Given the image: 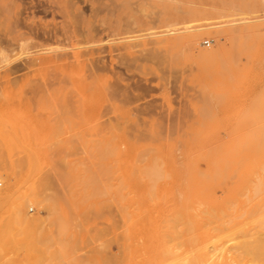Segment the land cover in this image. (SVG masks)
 <instances>
[{
    "label": "rangeland",
    "instance_id": "374dc122",
    "mask_svg": "<svg viewBox=\"0 0 264 264\" xmlns=\"http://www.w3.org/2000/svg\"><path fill=\"white\" fill-rule=\"evenodd\" d=\"M19 1L17 8L9 12L7 26L0 24V38L14 28V21L20 16L22 20L26 17L24 24H30L34 18L36 25H48L58 29L59 34L62 29H74L70 31L71 35L76 30L77 36L75 33L71 36L67 31L70 40L59 36V40L51 45L56 48L73 42L71 47L63 50L70 56L72 51L75 54L83 50L85 56L82 55L79 61L86 66L71 58L73 67L70 71L78 80L88 75L91 63L88 52L95 49L96 54L92 56L100 58L99 65L104 66L99 74L102 75L103 87L106 85L105 94L100 93L93 100L94 104L100 105L101 116L104 113L99 121L116 125L115 132H124L130 139L127 142L122 138L119 142L123 153L117 172L123 197L122 210L115 206L113 196L97 197L89 207L88 196H83V203L78 205L76 200L79 196L71 194L79 187L75 176L71 177L66 172L76 166L88 169L89 146L98 143L100 138L98 131L88 128L96 122L91 120L89 124L88 91H82L77 80L68 82L69 85L63 81L66 74L62 75L63 72L58 73L53 68L33 74L17 71L9 74L8 81L4 77L5 80L0 79V173L3 176L0 177V191L10 195L0 199V233L8 230L7 241L0 242V264H72L70 258L75 261L73 264H88L91 249L106 239L112 242L111 237L114 240L112 244L106 241L111 244L107 256L120 251L118 242L137 243L141 250L138 251V260L142 263L139 255H143V264H174L183 252L191 250L189 254L195 256L202 254L204 249L214 257L219 254L220 258L217 256L215 259L224 264L231 260L235 264L239 261L246 264L256 258L264 264V259H261L264 258V246L261 256L240 253L238 247L241 240V243L251 241V237L263 239L264 245V142L257 145L250 135L259 129L264 139V1L70 0L74 4L71 13L76 14L74 9L79 10L80 20L69 10V13L64 12L69 0H62L63 3L61 0ZM37 4L38 11L34 15L30 10H24L23 15L17 14L18 17L15 15L23 6ZM93 15H96L95 19ZM72 20L76 29L74 23L71 24ZM219 28L223 32L220 38L217 36ZM239 28L243 30L239 31ZM109 30H115L116 34H110ZM20 31L26 30L21 28ZM88 32L94 36L93 44L84 42ZM94 34L102 37V41H97ZM160 39H166L161 47L147 44L143 50V46L137 45L145 40L155 42ZM189 41L196 42V50ZM130 44L132 49L127 47ZM51 45L19 53L7 67L19 65ZM150 47L154 50L151 51ZM198 49H216L219 52L214 57H202L197 53ZM74 67L78 68V73L73 71ZM4 70L0 68V76ZM40 73L45 77L52 75L53 81L50 82L51 78L45 80L48 77ZM59 78L63 79L62 83H57ZM45 84L50 85L47 87ZM113 87L120 88L119 92L123 94L114 95L115 100L107 94V90ZM95 133L98 137H94ZM128 151H131L130 158L124 155ZM152 159L159 161L154 160L155 163ZM153 162L156 168L160 167L154 170L157 183L153 177L147 181L148 176L151 177L148 172ZM160 163L162 165L159 166ZM30 166L40 170L36 178L50 175L48 187L41 192L55 203L56 219L42 222V234L49 241L48 251L41 254H32L24 237V231L30 227L29 215L50 216L47 209H39L31 203L34 196H28L32 185L30 180L24 182V179ZM157 172L162 174H158L160 180ZM21 182L23 185L20 186ZM150 184L154 185L150 187H153L151 191L148 190ZM99 213L101 215L97 217ZM88 217L91 219L89 222ZM60 227L66 228L63 243L57 235ZM95 230L102 235L101 238ZM244 233L248 236L243 240ZM194 234L197 236L193 237ZM186 237L189 241L183 240ZM95 239L99 240L98 243ZM178 243L182 244L179 246ZM200 243L214 249L210 251L209 246L205 248ZM199 245L204 249L200 250ZM60 249L63 254L59 255ZM244 255L247 257L242 259Z\"/></svg>",
    "mask_w": 264,
    "mask_h": 264
},
{
    "label": "bare ground",
    "instance_id": "6f19581e",
    "mask_svg": "<svg viewBox=\"0 0 264 264\" xmlns=\"http://www.w3.org/2000/svg\"><path fill=\"white\" fill-rule=\"evenodd\" d=\"M21 2L23 1V0H20ZM19 1V2H20ZM51 1V0H50ZM53 1V0H52ZM66 0H64L63 2H65ZM145 1V0H144ZM147 1V0H146ZM149 1V0H148ZM262 1H264V0H262ZM17 2H18V0H0V17H3V20H0V24H2V27H3V24H4V26H7V23H8V16H9V12H11L12 11V9L13 8H17V6H18V4H17ZM25 2V1H24ZM24 2L22 3V5H24ZM61 2H62V0H61ZM62 2V3H63ZM139 2V1H138ZM162 2V1H161ZM27 3V2H26ZM52 3V2H51ZM67 3V2H66ZM69 5H70V3H71V1L69 0ZM68 3H67V5H68ZM75 3V2H74ZM137 3V2H136ZM144 3V2H143ZM21 4V3H20ZM33 4V3H32ZM93 4V3H92ZM104 4V3H103ZM138 4H140V3H137V5ZM147 4V3H146ZM228 4V3H227ZM27 5V4H26ZM52 5V4H51ZM51 5L49 6V7H51ZM56 5V4H55ZM68 5V6H69ZM74 5V4H73ZM72 5V3H71V6H70V8L73 6ZM76 5V4H75ZM94 5V4H93ZM147 5H149V3L147 4ZM161 5V4H160ZM223 5V4H222ZM221 5V6H222ZM261 5H262V3H261ZM25 6V5H24ZM23 6V8H22V10L21 9H19V11H18V13L16 12L15 13V15L18 17V15H23L22 14V12H24V10H30V14H32V15H34L38 10H37V8H38V4H37V6H35V5H30L29 7H24ZM28 6V5H27ZM65 6V5H64ZM67 6V8H64L63 10H64V12H68V10H69V12L71 13V10H72V8H74V7H72L71 9H69V7ZM130 6V5H129ZM141 6V5H140ZM145 6V5H144ZM49 7H47V8H49ZM108 7H110V6H108L107 5V8ZM147 7H149V6H147ZM174 7V6H173ZM263 7V6H262ZM54 8V7H53ZM52 8V9H53ZM115 8V7H114ZM172 8V7H171ZM175 8V7H174ZM46 9V8H45ZM145 9V8H144ZM41 10V9H40ZM53 10H55V9H53ZM56 10H57V8H56ZM66 10V11H65ZM192 10V9H191ZM237 10H239V7H238V9ZM236 10V11H237ZM44 11H46V10H44ZM59 11V10H58ZM74 11L75 12H77L78 13V11L77 10H75L74 9ZM81 11V10H80ZM101 11V10H100ZM196 11V10H195ZM221 11V10H220ZM231 11V10H230ZM42 12H43V10H42ZM48 12V11H47ZM68 12V13H69ZM74 12V13H75ZM103 11H101V13H102ZM148 12V11H147ZM234 12H235V10H234ZM242 12V11H241ZM240 12V13H241ZM43 13H45V12H43ZM61 13V12H60ZM67 13V14H68ZM73 13V12H72ZM71 13V14H72ZM72 14V15H77V16H75V17H77V18H79L78 17V14ZM100 13V14H101ZM105 13V12H104ZM189 13V12H188ZM243 13V12H242ZM248 13V12H247ZM18 14V15H17ZM71 14H68V15H71ZM93 14V13H92ZM151 14V13H150ZM158 14V13H157ZM215 14V13H214ZM238 14V13H237ZM236 14V15H237ZM65 15H66V13H65ZM64 14H63V16H65ZM107 15V14H106ZM195 15V14H194ZM228 15V14H227ZM227 15H225V16H227ZM73 16V17H74ZM98 16H99V14H98ZM97 16V17H98ZM145 16H147V15H145ZM151 16V15H150ZM229 16H231V15H229ZM237 16H239V15H237ZM11 17H12V15H11ZM22 16H20L19 18H16V17H14V19L16 18V20L14 21L15 22V26H14V28L12 29L11 28V31L9 30L7 33H5L4 34V38L2 37V38H0V68H4L5 70L2 72L3 73V75L2 76H0V79H3V80H5L4 78H6V80L8 81L10 78H8V76H9V74H11V73H15V72H17V71H25V73L26 74H33V73H37V72H41V71H43V70H46V69H50V68H53V70L54 69H56L57 70V72L58 73H60V72H63L62 73V75L63 74H66V76H65V78L66 79H62L63 81H66L67 83L69 82H74V81H78V84L77 85H79L80 86V88H81V90L82 91H88V119L90 120V122H89V124L91 123V120L93 121V120H95L96 122L95 123H92L91 125H88V128H89V130H93V129H95L96 131H98V133L100 134V138H99V140L97 141L98 143H95V144H91L90 146H89V154H90V157H89V159H88V169L86 168V167H84V166H76V167H71L70 169H69V172L67 173L66 172V174L67 175H69V176H75V178H74V180L76 181V184L78 185L77 187H79L78 188V190L77 191H75L74 192V190H73V192H72V194H71V196H79L78 198H77V200H76V202H77V204L78 205H81L82 203H83V196H88V207L89 206H91V204H92V202L94 203L95 202V198H97V197H101V196H105V198H106V196H113V200H115L114 202H116L115 204V206H118V208L120 209V210H122V208H123V204H122V199H123V197H122V194H121V190H120V185H119V182H118V179H119V176H118V174H117V172L120 170V166H121V161H122V156H123V153L121 152V149H120V146H119V142H120V139H125L127 142H128V140L130 139V138H126L127 137V135L124 133V132H117L118 130H116V132H115V130L114 129H117L116 128V125L115 126H113L112 124H106V123H104V122H100L99 121V118L100 117H102L103 116V111H102V116H101V112H100V105H98V103H96V104H94L93 103V100H96V99H94V98H96L97 97V95L98 94H100V93H104L105 94V91L106 90H104V87H106V85L104 84V87H103V81H102V75H100L99 74V71L100 70H102L103 68H104V66L102 67L101 65H99V63H100V58H98V57H96V56H94V57H96V58H94L92 55H94V54H96V53H94L95 52V49L92 51V52H90L89 51V49H88V51L90 52H88V54H90L91 56L90 57H88V59L86 58V60H88L89 61V63H90V67H89V73H88V75L87 76H82L81 78H79V80L77 79V78H73V76H72V71H70L71 70V68L73 67V59L71 60V58H74L75 60H76V62H78V64H79V58L82 56V55H84L85 53L83 52V50H82V52L80 53V52H76L77 51V49H76V53L74 54V52L72 51V56H70L68 53H66V52H64L63 50H65V49H67V46L68 47H71V44L73 43H71V42H69L68 44H67V46L66 45H60L61 47H57L56 46V48H54L52 45L54 44V43H56L57 42V40H59V36H60V38H61V36H63L64 37V39H67V40H70L71 39V37H70V35H71V30L70 31H68V29H67V31L70 33V35H68L69 33H67V31L65 30V29H62V32L59 34V32H58V29L56 30L55 28H49L48 27V25H45L44 27L43 26H38V25H36L37 23H36V21L34 20V18L31 20V22H30V24H24V22H25V18H23V20H22V18H21ZM66 17V16H65ZM93 17H94V19H95V17H96V15L94 16L93 15ZM174 17H176V16H174ZM242 17H244V16H242ZM13 18V17H12ZM68 18V17H67ZM72 18V17H71ZM42 19V18H41ZM87 18H85V20H86ZM154 19V18H153ZM165 19V18H164ZM231 19V18H230ZM28 20V19H27ZM71 20V19H70ZM74 20V19H73ZM72 20V21H73ZM79 20H80V18H79ZM20 21V22H19ZM24 21V22H23ZM65 21V20H64ZM71 21V22H72ZM164 21V20H163ZM13 22V23H14ZM23 22V23H22ZM27 22V21H26ZM38 22V21H37ZM68 22H70V21H68ZM75 21H73L71 24H73ZM133 22V21H132ZM241 22V21H240ZM39 23V22H38ZM44 23V22H43ZM64 23V22H63ZM91 23V22H90ZM101 23L102 24H104V20L103 19H101ZM106 23V22H105ZM108 23V22H107ZM11 24V23H10ZM56 24V23H55ZM70 24V23H69ZM70 24V25H71ZM85 25L87 24V22L86 23H84ZM133 24H135V23H133ZM153 24V23H152ZM77 25V24H76ZM90 25V24H89ZM124 25V24H123ZM221 25V24H220ZM251 25V24H250ZM10 26H12L13 27V25H10ZM50 26V25H49ZM52 26V25H51ZM54 26H56V25H54ZM65 26V25H64ZM98 26V25H97ZM130 26V25H129ZM258 26V25H257ZM70 27V26H69ZM99 27V26H98ZM255 27V26H254ZM21 28H24L26 31H20L21 30ZM59 28V27H58ZM71 28H72V26H71ZM74 28H75V23H74ZM86 28V27H85ZM96 28V27H95ZM102 28V27H101ZM105 28H109L108 26H106ZM131 28H133V26L131 27ZM136 28V27H135ZM238 28V27H237ZM244 28V27H243ZM264 28V27H263ZM76 29V28H75ZM99 29V28H98ZM124 29H126V28H124ZM6 30V29H5ZM23 30V29H22ZM59 30L61 31V29L59 28ZM74 30V29H73ZM72 30V31H73ZM239 31H241V30H243L242 28L240 29H238ZM245 30H247V29H245ZM76 31V30H75ZM75 31L74 32H72V35L75 33ZM89 31V30H88ZM91 31V30H90ZM98 31V30H97ZM126 31H130V30H127L126 29ZM148 31H149V29H148ZM152 31V30H151ZM216 31V30H215ZM237 31V30H236ZM250 31V30H249ZM108 32V31H107ZM135 32V31H134ZM133 32V33H134ZM138 32V31H137ZM231 32H233L232 30H231ZM77 33V32H76ZM76 33H75V36H77L76 35ZM81 33V32H80ZM80 33H78V35L80 36ZM109 33L110 34H116V32H115V30H109ZM130 33V32H129ZM146 33H147V31H146ZM216 33V32H215ZM218 33V34H217ZM217 36H218V38H220L221 36H222V31L220 30V28L217 30ZM82 34V33H81ZM84 34V33H83ZM82 34V35H83ZM236 34H238V33H236ZM71 35V36H72ZM95 35V34H94ZM98 35V34H97ZM97 35H95L96 37H97ZM189 35V34H188ZM191 35V34H190ZM190 35L188 36V37H190ZM78 36V37H79ZM87 36H88V40L86 39V41H84L85 43H88V44H93L94 43V36H92V34L90 33V32H88L87 33ZM112 36V35H111ZM195 36V35H194ZM236 36V35H235ZM244 36V35H243ZM82 37V36H81ZM95 37V38H96ZM141 37V36H140ZM227 37V36H226ZM76 38V37H75ZM100 38H102V37H97L96 38V40L98 41V39H100ZM165 38V37H164ZM193 38V37H192ZM77 39V38H76ZM83 39V38H82ZM173 39H175V38H173ZM190 39V38H189ZM81 39H79V41H80ZM101 40V39H100ZM172 40V39H171ZM191 40V39H190ZM102 41V40H101ZM188 41V40H187ZM192 41V40H191ZM196 41V40H195ZM231 41V40H230ZM37 42H41L40 44H36ZM59 42H61V41H59ZM83 42V43H84ZM163 42H166V39H160V40H158V41H153V40H149V42H147L146 40L145 41H142V42H139L137 45H141V47L143 48V50L145 49L144 47L148 44H150V45H157L158 44V46H160V45H162V43ZM186 42V41H185ZM190 42V41H189ZM95 43H96V41H95ZM103 43V42H102ZM188 43V42H187ZM190 43H192V42H190ZM190 43H189V45H190ZM231 43H232V41H231ZM52 44V45H51ZM173 44H174V42H173ZM193 44V48H195V50H196V42H194V43H192ZM45 45H51L50 47H46V48H43V49H41L40 51H42V52H38V53H36L37 54V56L35 55V56H31L30 58H28L27 60H25L24 62H22L21 64H19V65H14V66H12V67H7V64H9L11 61H13V60H15L16 58H17V55L19 54V53H27V50L28 49H30V48H33V47H42V46H45ZM124 45V44H123ZM177 45V44H176ZM186 45H188V44H186ZM223 45V44H222ZM94 46V45H93ZM131 46V47H130ZM130 46H127V47H129V48H131L132 49V45L130 44ZM133 46H134V44H133ZM167 46V45H166ZM172 46V45H171ZM126 47V45H125V48H127ZM135 47V46H134ZM133 47V48H134ZM138 46H136V48H137ZM161 47V46H160ZM190 47H191V45H190ZM86 48V47H85ZM88 48V47H87ZM151 48V47H150ZM192 48V47H191ZM72 49V48H71ZM75 49H73V50H75ZM91 49V48H90ZM101 49V48H100ZM148 49V48H147ZM61 50L63 51V52H61ZM96 50H98V49H96ZM151 51L152 50H154V47L153 48H151L150 49ZM149 50V51H150ZM159 50V49H158ZM131 51V50H130ZM186 51V50H185ZM198 51V52H197ZM196 52L200 55V56H202V57H211V56H213V55H215L217 52H219V51H217L216 49H212V50H207V51H202V50H200V49H198ZM69 52V51H68ZM71 52V51H70ZM85 52H86V55H88L87 54V51L85 50ZM99 52H103V51H100L99 50ZM98 52V53H99ZM147 52V51H146ZM154 52H156V50L154 51ZM43 53H45V54H43ZM83 53V54H82ZM94 53V54H93ZM97 53V54H98ZM131 53V52H130ZM151 54V53H150ZM143 55V54H142ZM237 54H235V56H236ZM85 56V55H84ZM214 57V56H213ZM83 58V57H82ZM237 58V57H236ZM137 59V58H136ZM159 59V58H158ZM220 59V58H219ZM83 60H85V57H84V59ZM141 61V60H140ZM147 61V60H146ZM165 61V60H164ZM82 62V61H81ZM80 62V65H82V64H84V62H82L81 63ZM86 62V61H85ZM102 63V62H101ZM121 63V62H120ZM76 64V63H75ZM75 64H74V66H75ZM78 64H76V65H78ZM85 65V64H84ZM86 66V65H85ZM121 66V65H120ZM167 66V65H166ZM78 68H80V67H82V66H77ZM77 67H74L73 69H75V70H73V71H76L77 73H78V68ZM77 68V69H76ZM84 67H82L81 69H83ZM138 68V67H137ZM88 70V69H87ZM104 70V69H103ZM60 71V72H59ZM172 71H174V70H172ZM44 72V71H43ZM42 72V73H43ZM48 72H50V71H48ZM105 72H106V70H105ZM116 72H117V70H116ZM42 73H40V74H42ZM56 74V75H59V74ZM74 73V72H73ZM80 73V72H79ZM101 73V72H100ZM122 73V72H121ZM43 74H45V73H43ZM43 74L41 75V76H43ZM48 74V73H47ZM120 74V73H119ZM119 74H117V75H119ZM36 75V74H35ZM83 75V74H82ZM164 75V74H163ZM51 76V77H50ZM50 76H46V77H48V78H46L45 76H43V77H45L44 79L45 80H49V78H51L50 80V82H52L53 80H52V75H50ZM61 76V75H60ZM119 76H121V74L119 75ZM4 77V78H3ZM14 77V76H13ZM63 78V77H62ZM121 78V77H120ZM12 79V78H11ZM60 79V78H59ZM58 79V82L57 83H62V80L60 79L59 80ZM184 79H185V77H184ZM3 80H1V82H3ZM7 81H4V83H6ZM12 81V80H11ZM31 81V80H30ZM10 82V81H9ZM13 83V82H12ZM29 83V82H28ZM31 83V82H30ZM40 83V82H39ZM68 83V84H69ZM185 83V82H184ZM40 84H43V83H40ZM39 84V85H40ZM63 84L64 85H66V83L65 82H63ZM67 84V85H68ZM107 84V83H106ZM111 84H113V83H111ZM46 86L47 85H50V84H45ZM70 85V84H69ZM122 85V84H121ZM32 86V85H31ZM54 86V85H53ZM52 86V87H53ZM111 86V85H110ZM113 86V85H112ZM47 87H49V86H47ZM122 87H123V85H122ZM63 88V87H62ZM114 88V87H113ZM119 90H121L120 88H119ZM119 90L118 89H112V88H110L109 90H107L108 91V97L111 95V97H113L114 98V100H115V96L114 95H118V94H122V92L120 93L119 92ZM124 89H122V91H123ZM181 90V89H180ZM58 91V90H57ZM130 91V90H129ZM59 92V91H58ZM63 92V91H62ZM73 92V91H72ZM127 93V92H126ZM125 93V94H126ZM70 95H71V92L69 93ZM106 94V95H107ZM110 94V95H109ZM102 95V94H101ZM123 95V94H122ZM69 95H67V97H68ZM104 96V95H103ZM136 96V95H135ZM66 97V96H65ZM101 97V96H100ZM100 97H98V98H100ZM120 97V96H119ZM122 97V96H121ZM138 97V96H137ZM74 98V97H73ZM97 98V99H98ZM102 98V97H101ZM101 98H100V100H101ZM140 98V97H139ZM69 99H71L70 97H69ZM110 100H111V98H109ZM127 99V98H126ZM130 99V98H129ZM138 99V98H137ZM67 100H68V98H67ZM66 100V101H67ZM116 100H118V97H116ZM122 100H124V99H122ZM131 100V99H130ZM129 100V101H130ZM72 101V100H71ZM99 101V100H98ZM69 102V101H68ZM71 103V102H70ZM73 103H76L75 101H73ZM78 103H79V101H78ZM101 103V102H100ZM99 103V104H100ZM114 103V102H113ZM145 103V102H144ZM152 103V102H151ZM67 105V104H66ZM65 105V106H66ZM71 105V104H70ZM80 105V104H79ZM144 105V104H143ZM146 105H148V104H146ZM73 106V105H72ZM103 106H105L106 107V105H103ZM116 106H118V105H116ZM149 106V105H148ZM67 107V106H66ZM65 107V108H66ZM104 107V108H105ZM113 108H114V106H112ZM144 107V106H143ZM68 108V107H67ZM111 108V107H110ZM139 108H140V105H139ZM146 108V107H145ZM148 108H150V107H148ZM69 109V108H68ZM72 109H73V107H72ZM79 109H80V106H79ZM155 109V108H154ZM74 110V109H73ZM143 110V109H142ZM145 110V109H144ZM175 110V109H174ZM80 111V110H79ZM83 111V110H82ZM131 111H133V110H131ZM108 112H110V110L108 111ZM107 112V113H108ZM137 112V111H136ZM147 112H148V110H147ZM166 112V111H165ZM170 113V112H169ZM72 114H74V113H72ZM99 114H100V116H99ZM109 115V114H108ZM176 116V115H175ZM183 116V115H182ZM107 117V116H106ZM181 117V116H180ZM163 119V118H162ZM118 120V119H117ZM113 122V121H112ZM116 124V123H115ZM126 126V125H125ZM149 127V126H148ZM174 127V126H173ZM144 129V128H143ZM145 130V129H144ZM168 130H169V128H168ZM137 132H139V131H137ZM169 132V131H168ZM173 132V131H172ZM148 133V132H147ZM92 135V134H91ZM129 135V134H128ZM138 135H140V134H138ZM251 137H252V139L254 140V142L257 144V145H260V144H262L263 142H264V139H263V137H262V135H261V132H260V130L259 129H256V130H254V131H252L251 132ZM96 136V133H95V135H94V137ZM96 137H98V136H96ZM133 137H134V135H133ZM136 137V136H135ZM116 139V140H115ZM131 139H132V136H131ZM137 139V137L135 138V140ZM94 141V140H93ZM134 142V141H133ZM133 145V143H131V146ZM88 154V155H89ZM130 154H131V151H128V152H126L124 155H126L127 156V158H130ZM240 158V157H239ZM145 159V158H144ZM148 159V158H147ZM150 160H151V158H150ZM153 161L154 160H156V159H152ZM240 160V159H239ZM156 161H159V159H157ZM149 162V161H148ZM155 162V161H154ZM154 162H153V164H151L153 167H155V165H154ZM82 163V162H81ZM143 163V162H142ZM151 163H152V161H151ZM156 163V162H155ZM32 164V163H31ZM157 165V167H158V163L156 164ZM160 165H162V163H160L159 164V166ZM32 166V165H31ZM29 167V170H28V172H27V176H25V179H24V182L26 181V180H30V182H29V184H31L30 186L32 187V188H30V189H32V192L28 195V196H34V197H32L31 198V203H33L35 206H37L39 209H47L48 211H49V214H50V216L48 217V218H45V217H43L42 215H40V214H37V215H29L28 216V223H30V227L28 228V229H26L25 231H24V237H25V241H26V243H27V245H28V249H29V251L32 253V254H41V253H46L47 251H48V245H47V243H48V241H49V239H48V237L46 236V235H44V234H42V228H41V226H42V224L45 222V221H47V220H53V219H56V215H55V203H54V201H50L49 200V197H47L48 195H43L42 194V192H41V190H43V189H45L46 187H48V185H49V183H50V175L48 176H38L39 175V173H38V171L40 172V170H38V171H36V169H34L33 167ZM69 166V165H68ZM137 166V169H138V164L136 165ZM70 167V166H69ZM153 167H150V171L148 172V175H150L151 177L149 178V176L146 174H144L145 176H148V179H147V181L148 180H151V178H152V180L153 181H155L156 182V180L157 179H155L154 178V175L156 174V172L154 171L155 169L156 170H158V169H160V167L159 168H153ZM261 167H263L262 165H261ZM141 168V167H140ZM136 169V168H135ZM143 170H146V169H143ZM142 170V171H143ZM149 170V169H148ZM147 170V171H148ZM140 171V170H139ZM147 171H145V172H147ZM144 172V171H143ZM142 173V172H141ZM160 174H161V172H159ZM158 172H157V177H159L158 176V174H159ZM36 174H38L37 176H38V178H36L35 176H36ZM159 174V175H160ZM143 175V174H142ZM162 175V174H161ZM160 175V176H161ZM5 176V175H4ZM7 176V175H6ZM5 176V177H6ZM0 177H3L2 176V174L0 173ZM10 177V176H9ZM8 177V178H9ZM27 177V178H26ZM139 177H140V175H139ZM156 177V176H155ZM35 178V179H34ZM70 178V177H69ZM145 178V177H144ZM160 178L161 177H159V180H160ZM141 179H143V177L141 178ZM7 180V179H6ZM22 180V179H21ZM20 180V181H21ZM72 180V179H71ZM158 181V180H157ZM148 182H150V181H148ZM157 183V182H156ZM20 184V186L21 185H23L22 184V182L21 183H19ZM26 184H28V182L26 183ZM151 184H154L155 185V183L154 182H152ZM150 184V186H149V188H148V190L149 191H151L152 190V188H150L151 186H154V185H151ZM19 186V185H18ZM25 186V185H24ZM23 186V187H24ZM29 186V185H28ZM26 187V186H25ZM24 187V188H25ZM20 188V187H19ZM24 188H23V190H24ZM26 189V188H25ZM30 189H29V191H30ZM77 189V188H76ZM151 189V190H150ZM6 190V189H5ZM146 190V189H145ZM14 191V190H13ZM28 191V192H29ZM26 192V191H25ZM24 192V193H25ZM146 193H152V192H148V191H146ZM146 193H145V196H146ZM61 195V194H60ZM148 195V194H147ZM187 195V194H186ZM3 196H10V195H8V193L7 192H1L0 191V199H2L3 198ZM39 197V196H41L40 198H37V197ZM63 196V195H62ZM148 196H150V194L148 195ZM190 197V196H189ZM102 198V197H101ZM111 199H112V197H111ZM100 200H103V199H100ZM104 200H106V199H104ZM108 200V199H107ZM107 202H110V199L107 201ZM106 202V203H107ZM112 202V201H111ZM108 204V203H107ZM111 204V203H110ZM149 204V203H148ZM100 206V205H99ZM111 207H112V205H111ZM114 207V206H113ZM97 208H98V205H97ZM103 208V207H102ZM187 208V207H186ZM95 209V208H94ZM99 209V208H98ZM91 210H92V208H91ZM101 209H99V211H100ZM103 211H105V209L103 210ZM102 211V212H103ZM95 212H96V210H95ZM94 212V213H95ZM102 212H100V213H102ZM44 213H45V211H44ZM98 214L97 215V217L99 216V215H101V214ZM111 214H113V213H111ZM91 215L92 214H90V217H91ZM46 216V215H45ZM112 216V215H111ZM92 218V217H91ZM103 218V217H102ZM109 218V217H108ZM88 222L91 220L89 217H88ZM94 219H95V216H94ZM98 219H100V218H98ZM94 221V220H93ZM43 222V223H42ZM98 223V222H97ZM99 224H101V223H99ZM90 225V224H89ZM174 226V225H173ZM89 229H90V227H88ZM88 229V230H89ZM95 229V228H94ZM105 229V228H104ZM65 230H66V228L64 229V227H60V229L58 230V232H57V235H58V238H59V240H60V243H63V242H65ZM91 230V229H90ZM89 230V233L91 234V231ZM96 232H97V230H95ZM114 231H116V230H114ZM173 231H176V229L174 230L173 229ZM93 232V231H92ZM99 232H101V228H100V231ZM108 232V231H107ZM177 232V231H176ZM198 232V231H197ZM197 232H196V234H197ZM209 232H210V230H209ZM242 231H240L239 232V234L241 233ZM95 233V232H94ZM104 233V232H103ZM174 233V232H173ZM203 233V232H202ZM200 234L201 236L203 235V234ZM89 234V235H90ZM96 234V233H95ZM104 234H106V233H104ZM108 234V233H107ZM196 234H194L193 235V237L194 236H197ZM217 234V233H216ZM215 234V235H216ZM245 234V233H244ZM92 235H94V234H92ZM99 235V233L97 232V236ZM114 235V234H113ZM115 235H116V240H118V234L117 233H115ZM170 235V234H169ZM200 235H198V236H200ZM218 235V234H217ZM216 235V239H218V237H219V235L217 236ZM241 235V237L243 236L242 235V233L240 234ZM247 234H245V236H246ZM95 236V235H94ZM102 236V235H101ZM101 236L99 235L98 237H100L101 238ZM105 236V235H104ZM172 236V235H171ZM170 236V237H171ZM175 236V235H174ZM192 236V235H191ZM238 236V235H237ZM244 236V238H242L243 240L244 239H246L247 238V236L245 237ZM7 237H8V230H4L2 233H0V242L2 243V242H6L7 241ZM176 237V236H175ZM96 238V237H95ZM103 238H105V237H103ZM189 238V237H188ZM213 238V237H212ZM215 238V237H214ZM88 239H89V237H88ZM92 239V238H91ZM99 239V238H98ZM185 239H187V237L186 238H184L183 240H185ZM190 239H191V237H190ZM197 239V238H196ZM216 239H213V240H216ZM236 239V238H235ZM251 239H253V240H251L250 241V239H249V241L248 240H245L243 243H241V241H240V245H238V247L240 248V253L242 252V253H244V254H249L250 253V255L251 254H256V255H258V256H261L262 255V253H263V239H257V238H252L251 237ZM96 240V239H95ZM109 241V239H106V241ZM111 240H112V242L114 241L113 239H112V237H111ZM192 240V239H191ZM213 240H211L212 242H213ZM236 240H239V239H236ZM235 240V241H236ZM90 241V240H89ZM93 241V240H92ZM97 241V243H98V241L99 240H96ZM105 240L104 241H102V242H99L100 244H98V246L97 245H95L96 247H94V248H92V247H90V248H92L91 249V251L88 253V264H143V262H144V257H143V253L141 254L142 256H140L139 255V258L141 257L142 258V260H143V262L142 263H140L139 262V260H138V251H139V249H140V247H139V245L140 244H137V243H131V242H123V243H119L118 241H115V243L116 242H118V244H119V247H117L120 251L117 253L116 252V255H109V256H107L108 254V252H107V250H108V247L112 244V242H110L109 241V243H111V244H109L108 242H106ZM187 241H189L188 239H187ZM209 241V240H208ZM224 241V240H223ZM191 242V241H190ZM204 242V241H203ZM215 242V241H214ZM218 242V241H217ZM90 243H92L91 241H90ZM182 243H184L183 241H182ZM182 243H178V245L179 244H182ZM192 243H194V241L192 242ZM227 243V242H226ZM237 243V242H236ZM117 244V245H118ZM187 244H189V242L187 243ZM195 244V243H194ZM205 244V243H204ZM204 244H201L200 243V245H202L203 247H205V248H208V244H207V246H205ZM212 244V243H211ZM91 245V244H90ZM89 245V246H90ZM184 245V244H183ZM200 245H199V248H200ZM180 246V245H179ZM219 246H221V245H219ZM218 246V247H219ZM226 246V245H225ZM170 247V246H169ZM182 247V246H181ZM203 247H201V248H203ZM212 247V246H211ZM188 248H190L189 246H188ZM200 248V250H203V249H201ZM257 248V249H256ZM183 249V248H182ZM194 249V248H193ZM192 249V250H193ZM197 249V248H196ZM210 251H212L214 248L212 247V249H210V246H209V248H208ZM207 249V250H208ZM220 249V248H219ZM218 249V250H219ZM223 249V248H222ZM143 250V249H142ZM180 250V249H179ZM186 250V249H185ZM184 250V251H185ZM195 250V249H194ZM208 250V251H209ZM218 250H216V251H218ZM117 251V250H116ZM141 251V250H140ZM139 251V252H140ZM190 251L191 250H189V251H186L187 253H185L184 254V252H183V254L181 255L182 257L180 258L179 257V259L180 260H178L177 262H174V264H224L223 262H221V261H219V260H217V259H215V257L217 258V256L219 257V254H218V252H216L218 255L216 256L215 255V257H214V255H209V253L208 252H206V250L204 249V251H203V253L201 254V253H199L198 255H191V254H189L190 253ZM196 251V250H195ZM237 251V250H236ZM214 252V251H213ZM213 252H210V254L211 253H213ZM238 252V251H237ZM236 252V253H237ZM91 253V254H90ZM105 253V256H102V254H104ZM191 253H193V251L191 252ZM219 253H220V251H219ZM239 253V252H238ZM60 254H63V250L62 249H60L59 250V255ZM90 254V255H89ZM173 254H176V253H173ZM227 254V253H226ZM243 255V254H242ZM250 255H248V257L250 256ZM245 256V255H244ZM244 256H242V259H245L246 257H247V255L244 257ZM255 256V255H254ZM235 257H236V255H235ZM244 257V258H243ZM140 258V259H141ZM220 258V257H219ZM218 258V259H219ZM232 258V257H231ZM250 258V257H249ZM251 258H252V256H251ZM254 258V257H253ZM256 258V257H255ZM71 259V263L73 264V262H75L74 260H73V258H70ZM234 259V258H233ZM242 259H240V260H242ZM261 259H264V258H262L261 257ZM249 260V259H248ZM251 260V262L249 261V263H246V264H263L262 263V261H260V259L258 260L257 258L256 259H250ZM239 261V260H238ZM237 261V262H238ZM245 261V260H244ZM258 261H260V262H258ZM264 261V260H263ZM228 262V261H227ZM77 263V262H76ZM225 263H226V261H225ZM79 264V263H78ZM228 264H235V263H233L232 262V260L228 263ZM238 264H242V263H240V261L238 262Z\"/></svg>",
    "mask_w": 264,
    "mask_h": 264
}]
</instances>
